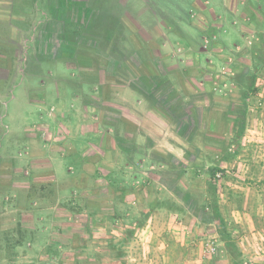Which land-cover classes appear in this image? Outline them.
<instances>
[{"label": "rangeland", "instance_id": "374dc122", "mask_svg": "<svg viewBox=\"0 0 264 264\" xmlns=\"http://www.w3.org/2000/svg\"><path fill=\"white\" fill-rule=\"evenodd\" d=\"M202 1L0 0V264H137L157 207L188 225L194 202L213 215L231 191L251 186L232 111L242 106L239 76L260 61L264 5L258 14L252 0L248 11L229 7L240 0ZM198 25L203 33L189 31ZM207 48L211 56H199ZM262 94L264 65L240 145L244 136L250 144ZM190 95L204 103L185 117ZM163 102L183 116L162 117L166 128L181 133L156 141L142 127L162 123ZM177 137L170 162L163 138ZM216 164L222 177L209 175ZM213 232L199 235L192 264H264V230L259 249L243 255L237 243L239 258ZM208 239L218 245L209 261Z\"/></svg>", "mask_w": 264, "mask_h": 264}, {"label": "crops", "instance_id": "0c3cea01", "mask_svg": "<svg viewBox=\"0 0 264 264\" xmlns=\"http://www.w3.org/2000/svg\"><path fill=\"white\" fill-rule=\"evenodd\" d=\"M252 1L253 6L256 8L257 5L258 7L255 10L258 12V14H261L264 0ZM202 2V0H196V6L204 8L202 7L204 6ZM245 2L250 4V0H240L238 3H234L235 5L230 4L229 7H232L231 9L234 11L240 9L241 7V11H248L249 6L248 4L245 6ZM223 4L224 3L218 5V8L222 10L224 6ZM236 5L237 9H234ZM219 28L220 29L218 33L223 36L224 29H222L221 27ZM190 29L191 30L189 31L192 32L197 31V33H203L204 28L203 25L202 27L201 25H198V27L192 26V28ZM211 30L212 29H210V31ZM210 33H212V31ZM204 54L211 56V49H205L204 51H202V53L199 54V56H202ZM167 94L168 93H166V95ZM167 96H165V103L168 100ZM187 99V101L183 102V104L185 105L182 106H184L185 108L183 109L182 107V109L184 111L183 114L185 113V117H190L191 115H193L191 113L193 104L197 103V101L203 104L204 100L201 98V95H197L196 97L190 95ZM258 99H261L263 101V106L259 110L255 111L252 115V134L248 139V142H250V144L245 141L244 136V142H242L241 145L238 146L239 155L237 160L239 166L245 171V175L243 177H248L253 180L252 184L251 186H245L236 189L234 192L231 191L227 196V200L220 206L224 220L227 221V224L231 228L232 233L235 234V239L239 244L243 255H245L244 253H247L249 249H259V247L257 246L260 243L258 240V238H260L258 237V232L264 230V94L260 95ZM173 101V106H176L177 104V108H179L178 99ZM165 103L163 102L157 105V108L160 110L159 112L161 114V116H158V119H161L162 123L152 126L144 123V126L142 127L143 131L148 135H151V137L156 141H161V138L164 137L162 135L166 133H181L177 125L173 127L174 129H171L170 127L169 129L166 128L165 121L162 117L171 119L170 116H173L174 119H180L183 116L178 113V110H171L169 106L167 109V105ZM205 104L209 106V103L207 101L205 102ZM186 106L188 108H186ZM179 121H181V119ZM205 128L206 126H197L196 131H198L199 129H203V131H205ZM210 128L212 130V126ZM169 131H171L172 133H169ZM175 139L176 140L163 138V142H165V144H163V148L169 151L165 160L171 158L170 162L177 161V158L175 154L172 153V150L182 149V147L178 144L180 142L179 138L177 137ZM152 142L153 141L151 140L149 144H146V147L154 146ZM221 162L222 167H227V165H225V161L221 160ZM243 169L239 170V173H242ZM236 187H240V185H237ZM175 193L180 195L182 193V190L179 189ZM192 205L193 206H189L188 208L191 210L190 212L192 214L189 219L188 225H183L182 221L181 223L176 221L175 217L179 218V216L176 215L177 213H175L174 211H171V208L168 209L167 206L157 207V209L153 211V213L149 217V220L142 228V230L145 229V231H147L149 235H147L146 240L142 238V245L144 249H142V253L137 258H134L137 264H192L195 261L194 254H197L196 250L200 247L201 244V241H199L200 236L204 234L206 229L214 230L213 234L216 237L219 245H221L220 249L226 253V243L221 239L219 232L216 231V227L219 224L217 219L214 218L210 211L200 210V206L197 201ZM204 217L206 218L205 220L209 225L205 223L203 227L202 225H199V220H203ZM177 223H179V225ZM180 225L184 226L187 230L184 231V228L182 230ZM189 232H192V236L191 234H189ZM194 249L196 250L194 251ZM262 258L263 257L258 254L256 257L251 259L253 260V262L257 263L259 261H263Z\"/></svg>", "mask_w": 264, "mask_h": 264}, {"label": "trees", "instance_id": "16d2710c", "mask_svg": "<svg viewBox=\"0 0 264 264\" xmlns=\"http://www.w3.org/2000/svg\"><path fill=\"white\" fill-rule=\"evenodd\" d=\"M263 6V5H262ZM258 8V7H257ZM263 10V9H262ZM261 46V50L259 52V59L260 61L256 65L255 71L251 73H245L246 75L242 74L239 76V82H242V90L240 94V100L242 106L234 109L232 112L235 115L234 117V125L237 131V150L238 146L240 145V141L242 138L243 133L246 130V113H247V101L252 94V92L256 89V82H257V71L264 65V35H262V40L259 44ZM220 169V165L216 164L210 166L208 168L209 175L213 177L216 174V171ZM209 188H215V184L213 182L208 181ZM215 207V208H214ZM214 208V217H217L219 220V234L223 241H225V250L229 252V255L232 257L239 258L241 253L239 251L238 244L233 236L232 230L226 224L224 218L222 217L221 212L217 208V206H213Z\"/></svg>", "mask_w": 264, "mask_h": 264}, {"label": "built area", "instance_id": "2783aa9c", "mask_svg": "<svg viewBox=\"0 0 264 264\" xmlns=\"http://www.w3.org/2000/svg\"><path fill=\"white\" fill-rule=\"evenodd\" d=\"M262 104H263L262 102H259V105H262ZM216 175L218 177H222L221 176L222 174L220 172H218ZM203 251H204V256L207 257V259L209 261V259H211V257L215 256L218 252V245H217L216 241L213 239L206 240ZM208 264H210V263H208Z\"/></svg>", "mask_w": 264, "mask_h": 264}]
</instances>
